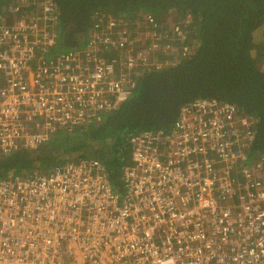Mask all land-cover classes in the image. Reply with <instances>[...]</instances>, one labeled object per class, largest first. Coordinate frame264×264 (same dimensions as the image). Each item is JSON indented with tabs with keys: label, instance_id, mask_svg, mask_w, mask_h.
Returning <instances> with one entry per match:
<instances>
[{
	"label": "built area",
	"instance_id": "2783aa9c",
	"mask_svg": "<svg viewBox=\"0 0 264 264\" xmlns=\"http://www.w3.org/2000/svg\"><path fill=\"white\" fill-rule=\"evenodd\" d=\"M37 6L48 19L54 2ZM38 25L20 18L0 37V156L99 121L136 86L142 49L105 59L91 42L82 59L29 67L34 46L53 42ZM254 121L229 102L194 99L169 130L129 135L121 188L95 157L0 177V264H264Z\"/></svg>",
	"mask_w": 264,
	"mask_h": 264
},
{
	"label": "trees",
	"instance_id": "16d2710c",
	"mask_svg": "<svg viewBox=\"0 0 264 264\" xmlns=\"http://www.w3.org/2000/svg\"><path fill=\"white\" fill-rule=\"evenodd\" d=\"M42 1L20 2L15 9L19 0H0V37L21 16L38 15ZM53 2L44 28L53 42L34 46L29 67L42 59H64L69 52L82 59L91 42L105 59L119 57L118 48H132L135 55L142 49L132 72L136 86L99 121L64 130L35 148L21 145L1 155L0 177L47 172L55 164L95 157L113 186L121 188L129 135L169 130L183 105L204 97L234 104L242 115L255 118L252 154L264 152V0Z\"/></svg>",
	"mask_w": 264,
	"mask_h": 264
},
{
	"label": "rangeland",
	"instance_id": "374dc122",
	"mask_svg": "<svg viewBox=\"0 0 264 264\" xmlns=\"http://www.w3.org/2000/svg\"><path fill=\"white\" fill-rule=\"evenodd\" d=\"M21 19H26L24 18L23 16H21ZM35 20V23L39 24V28L43 29L46 31L45 26H47V22H46V19L41 17V15H36V13H31L26 20ZM155 63H158V62H155ZM66 130V129H64ZM64 130H62V132H65ZM54 145H56V143H54ZM128 152V151H127ZM54 153H59V149L55 150ZM66 155H69V154H66ZM129 155V154H128ZM18 171V167H16V172Z\"/></svg>",
	"mask_w": 264,
	"mask_h": 264
}]
</instances>
